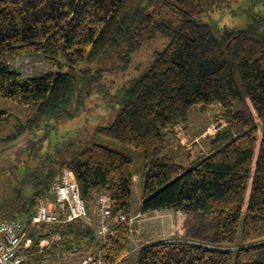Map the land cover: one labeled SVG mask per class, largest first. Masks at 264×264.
Segmentation results:
<instances>
[{
    "label": "trees",
    "instance_id": "16d2710c",
    "mask_svg": "<svg viewBox=\"0 0 264 264\" xmlns=\"http://www.w3.org/2000/svg\"><path fill=\"white\" fill-rule=\"evenodd\" d=\"M221 1L0 0V95L35 109L0 136V220L25 222L32 240L25 253L33 264L77 254L127 264L139 174L133 156L93 140L52 138L42 123L80 108L91 95L95 76L81 85L82 61L121 46L129 57L158 33L169 43L122 92L115 118L96 128L98 138L142 153V214H185L183 238L147 243L137 264H264V14L251 15L239 29L199 18ZM32 54L53 68L30 75L14 68L13 59ZM213 105L222 109L216 121L226 123L186 164L176 129L187 127L194 108ZM9 114L0 107V119ZM23 137L25 146L14 149ZM64 169L74 171L90 213L106 193L113 212L129 217L114 223L106 241L80 218L32 223L39 202L53 201Z\"/></svg>",
    "mask_w": 264,
    "mask_h": 264
},
{
    "label": "rangeland",
    "instance_id": "374dc122",
    "mask_svg": "<svg viewBox=\"0 0 264 264\" xmlns=\"http://www.w3.org/2000/svg\"><path fill=\"white\" fill-rule=\"evenodd\" d=\"M218 3L219 5L216 8L202 14L199 18L203 21L215 23L220 27L239 29L248 25L251 15L264 14V0H222ZM164 18L170 19L171 16L165 13ZM172 20L175 23L179 22L177 15L172 16ZM169 41L170 37L168 35L158 33L155 37L146 41L141 48L132 52L129 57L125 56L126 47L121 46L93 60L82 61L77 67V71L81 76V85L85 84L87 86L88 79L92 75L95 76L92 81L93 84H91L93 90L91 95L86 97L87 99L84 100V104L80 108L72 106L60 115L45 117L42 123L44 125V122H46L52 138L71 137L74 140H93L133 156L135 168L139 174L135 176L133 187L131 221L135 214L138 213V216L143 215L138 209L142 201V180L140 177L144 164L142 153L140 150L118 141L98 138L96 128L100 125L109 124L115 118L121 107L122 92L149 69L155 53L163 50ZM12 64L14 68L23 71L26 75L39 74L43 70L53 68V64L39 54L18 57L12 60ZM0 107L10 112L9 118L0 119V136L2 137L12 133L16 124L25 122L35 111L32 106L19 104L1 95ZM221 111L220 105L196 107L190 113L187 127H177L178 141L176 140L175 143L185 147L180 149L181 153H184L181 159L184 163L188 164L192 159H196L201 152L206 151V138L214 135L218 129L225 125L224 120L221 122L216 121V115ZM47 126L45 125V127ZM25 139L26 137L18 138L13 144L14 149L25 146L27 143H25ZM187 151L189 154H187ZM98 196L92 206L91 213L89 212L91 217L95 213L98 214L96 211ZM182 218L181 215H178L175 220L176 224L180 223ZM89 223L96 227L95 220ZM131 224L133 225V223ZM48 243L49 240L42 241L43 245ZM84 256L82 254L73 255L55 264H74L81 261ZM127 264H137V254L131 255Z\"/></svg>",
    "mask_w": 264,
    "mask_h": 264
},
{
    "label": "built area",
    "instance_id": "2783aa9c",
    "mask_svg": "<svg viewBox=\"0 0 264 264\" xmlns=\"http://www.w3.org/2000/svg\"><path fill=\"white\" fill-rule=\"evenodd\" d=\"M53 201L42 200L32 216L33 224L70 221L77 218L91 222L85 199L80 192L76 175L71 169H64L61 180L53 185ZM96 234L101 241L113 234V225L126 222V214L113 212V200L106 193L97 198ZM32 243L27 237L25 222L18 220H0V264H33L25 253ZM74 264H104L101 257L85 256Z\"/></svg>",
    "mask_w": 264,
    "mask_h": 264
},
{
    "label": "crops",
    "instance_id": "0c3cea01",
    "mask_svg": "<svg viewBox=\"0 0 264 264\" xmlns=\"http://www.w3.org/2000/svg\"><path fill=\"white\" fill-rule=\"evenodd\" d=\"M141 204L138 209H141ZM139 211V210H138ZM138 214V213H137ZM134 215L131 223L132 229V251L128 256L137 254L138 250L146 245L159 240L170 238H183L185 233V214L176 210L158 211L153 215ZM181 215L183 218L180 223L176 224V217ZM92 221L95 220L97 226V214L93 215ZM94 218V219H93Z\"/></svg>",
    "mask_w": 264,
    "mask_h": 264
},
{
    "label": "water",
    "instance_id": "95a60500",
    "mask_svg": "<svg viewBox=\"0 0 264 264\" xmlns=\"http://www.w3.org/2000/svg\"><path fill=\"white\" fill-rule=\"evenodd\" d=\"M201 108H203V106H201Z\"/></svg>",
    "mask_w": 264,
    "mask_h": 264
},
{
    "label": "bare ground",
    "instance_id": "6f19581e",
    "mask_svg": "<svg viewBox=\"0 0 264 264\" xmlns=\"http://www.w3.org/2000/svg\"><path fill=\"white\" fill-rule=\"evenodd\" d=\"M129 218V217H128Z\"/></svg>",
    "mask_w": 264,
    "mask_h": 264
}]
</instances>
